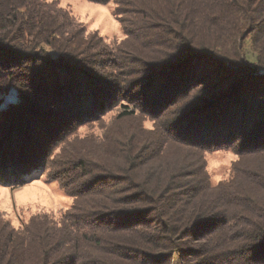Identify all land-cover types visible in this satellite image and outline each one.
Instances as JSON below:
<instances>
[{"label": "trees", "instance_id": "16d2710c", "mask_svg": "<svg viewBox=\"0 0 264 264\" xmlns=\"http://www.w3.org/2000/svg\"><path fill=\"white\" fill-rule=\"evenodd\" d=\"M87 1L112 2L120 41L0 0V185L45 171L72 199L0 213V264H264V0Z\"/></svg>", "mask_w": 264, "mask_h": 264}, {"label": "rangeland", "instance_id": "374dc122", "mask_svg": "<svg viewBox=\"0 0 264 264\" xmlns=\"http://www.w3.org/2000/svg\"><path fill=\"white\" fill-rule=\"evenodd\" d=\"M57 2L61 7L71 12L73 17L82 22L88 31L96 30L107 43L118 42L123 33L118 19L113 14L112 2H89L87 0H48ZM118 112V108L107 112L104 122L110 121ZM146 127L152 122L145 121ZM100 134L96 125L80 129L82 136L88 132ZM57 153V151L55 152ZM235 159L232 152L226 149L213 150L206 156L207 170L212 183L226 179L230 175L231 163ZM72 199L59 186L57 181L50 180L45 171H38L27 179V182L17 188L0 185V213H3L17 227L30 215L47 212L57 218L70 207Z\"/></svg>", "mask_w": 264, "mask_h": 264}]
</instances>
